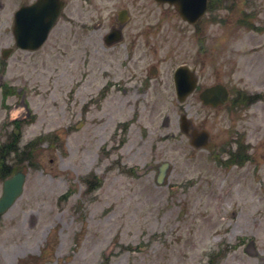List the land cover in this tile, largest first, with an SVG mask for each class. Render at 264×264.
<instances>
[{
  "label": "rangeland",
  "instance_id": "obj_1",
  "mask_svg": "<svg viewBox=\"0 0 264 264\" xmlns=\"http://www.w3.org/2000/svg\"><path fill=\"white\" fill-rule=\"evenodd\" d=\"M90 1L70 8L88 30L61 22L39 50L2 60L19 0H0V145L18 128L20 149L38 141L30 163L9 162L25 183L0 216V264H264V0H222L197 28L154 0ZM120 6L128 38L106 47ZM183 64L202 87L262 93L239 123L252 148L243 167H220L182 133V114L212 136L227 122L192 96L177 101Z\"/></svg>",
  "mask_w": 264,
  "mask_h": 264
},
{
  "label": "water",
  "instance_id": "obj_2",
  "mask_svg": "<svg viewBox=\"0 0 264 264\" xmlns=\"http://www.w3.org/2000/svg\"><path fill=\"white\" fill-rule=\"evenodd\" d=\"M53 0H40L38 3V7L41 8H48L52 10V6L55 7ZM162 2H169L171 4H175L177 6L179 14L186 20L192 22L196 20L198 17H200L206 7V0H158ZM48 5V6H46ZM59 8V7H58ZM38 9V8H36ZM55 9V8H54ZM58 10V9H57ZM41 11V19L40 22L32 32H29V35L26 37L22 31H23V25L18 22V16L16 14V21H15V27H14V34L16 37V44L17 46L24 48V49H36L38 48L44 39L46 38V34L55 19L53 14H48L46 17V12L43 10ZM57 15V13H56ZM6 54V52H4ZM188 77V73L184 68H179L175 72L174 80H175V86H176V92L179 99H183L184 96H186L189 92L192 91L193 87L192 83L188 79L186 81V78ZM189 84H188V83ZM221 91L217 89H208L203 92L202 99L204 100V103H212L216 104V101H213L212 95L218 94ZM224 96V95H223ZM218 97V95L216 96ZM204 133H199L196 136H194L192 140V144L196 146H201L197 141L198 139H202L205 141L206 135ZM166 165H162L161 168H159L160 175L159 179L162 180V176L164 174ZM23 182V175L18 173L16 176L12 177L11 179L5 181L4 187H3V195L0 199V213L4 212L9 208L15 199L21 194V186Z\"/></svg>",
  "mask_w": 264,
  "mask_h": 264
},
{
  "label": "flooded vegetation",
  "instance_id": "obj_3",
  "mask_svg": "<svg viewBox=\"0 0 264 264\" xmlns=\"http://www.w3.org/2000/svg\"><path fill=\"white\" fill-rule=\"evenodd\" d=\"M34 1L35 0H20L19 6L31 4ZM63 1L65 2V9H64V11L67 10L66 11L67 17L71 18L72 15H71V10H70V6H69L70 4H68V0H63ZM61 18H63V14H62ZM66 22L70 23L69 21H66ZM82 27H84V26H82ZM227 89H228V92H229V102L228 103L231 106H234L235 109L238 112H240L241 111L240 110V106H242L246 102V100H244V98L242 97V94L240 93L239 89H236L233 84H231L230 87H227ZM220 109L221 108H214L213 109V111H214L213 113L214 114L217 113ZM230 113H233V111H231ZM229 129L231 130V134L237 135V132L234 131L233 128L230 127ZM225 142L223 143V139H220L219 143L216 142L217 149H220L222 147V145L225 144Z\"/></svg>",
  "mask_w": 264,
  "mask_h": 264
},
{
  "label": "trees",
  "instance_id": "obj_4",
  "mask_svg": "<svg viewBox=\"0 0 264 264\" xmlns=\"http://www.w3.org/2000/svg\"><path fill=\"white\" fill-rule=\"evenodd\" d=\"M12 149H13V148H9V149H8V153L12 152V151H13Z\"/></svg>",
  "mask_w": 264,
  "mask_h": 264
}]
</instances>
